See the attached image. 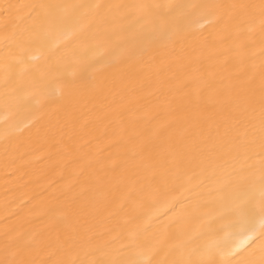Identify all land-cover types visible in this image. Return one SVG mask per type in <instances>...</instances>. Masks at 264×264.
<instances>
[{"label": "snow or ice", "instance_id": "snow-or-ice-1", "mask_svg": "<svg viewBox=\"0 0 264 264\" xmlns=\"http://www.w3.org/2000/svg\"><path fill=\"white\" fill-rule=\"evenodd\" d=\"M28 7L4 26L5 109L21 99L10 70L46 48L55 63L27 96L51 112L34 138L77 167L33 210L41 230L6 209L0 264H264V0ZM89 104L106 110L110 155L82 163L64 136ZM0 119L16 176L23 128Z\"/></svg>", "mask_w": 264, "mask_h": 264}, {"label": "bare ground", "instance_id": "bare-ground-1", "mask_svg": "<svg viewBox=\"0 0 264 264\" xmlns=\"http://www.w3.org/2000/svg\"><path fill=\"white\" fill-rule=\"evenodd\" d=\"M38 2L65 3V2H91V0H0V65L3 64L5 50L2 37L4 36L5 23L9 27L22 24L29 15L31 9L29 5ZM102 3H133L138 0H97ZM146 2H168V0H146ZM173 3H184L188 0H171ZM194 2H240L255 3L258 0H194ZM4 5H11L13 16L8 19L4 14ZM257 47L258 46H254ZM37 57L33 60L32 57ZM256 62L259 63V52H256ZM23 63L16 65L9 72V91L17 89V95L21 97L18 103L10 104L5 109L4 94L5 82L4 73L0 68V118L7 116L12 125L23 128V131L14 139L13 143L18 145V155L23 157L17 160V175L11 174V169H5V155L3 142L0 141V237L4 231V217L6 209L8 211H19L20 216L16 221L23 225L25 231L41 230L43 223L39 220L33 210L39 209L46 201L48 192L46 189L50 185L60 181L62 177H67L72 165L65 169L63 165L58 166V160H49L50 149L48 146L36 142V129L47 125L50 117V109H40L36 101L39 96H27L31 90V84L38 79L47 68L55 63L56 57L50 54L46 48L32 46L22 54ZM50 90H55L57 82L49 79ZM139 107V105H138ZM106 110L99 104H89L86 108L78 110L73 119L74 124H70L64 136L65 141L73 148H82L80 153L86 162L90 156L101 154L107 158L110 152V137H104L103 133L110 132L109 121L105 118ZM31 121V125L24 128L25 124ZM3 128V120L0 119V130ZM70 137H74L70 139ZM31 138V139H30ZM39 157V159H36ZM27 205V207H25ZM164 210V209H162ZM34 221V222H29Z\"/></svg>", "mask_w": 264, "mask_h": 264}]
</instances>
